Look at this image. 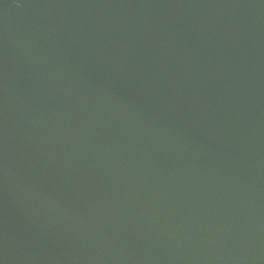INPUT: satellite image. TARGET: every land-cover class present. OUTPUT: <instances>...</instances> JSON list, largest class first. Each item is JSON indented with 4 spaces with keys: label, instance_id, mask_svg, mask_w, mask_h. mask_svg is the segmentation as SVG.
<instances>
[{
    "label": "water",
    "instance_id": "95a60500",
    "mask_svg": "<svg viewBox=\"0 0 264 264\" xmlns=\"http://www.w3.org/2000/svg\"><path fill=\"white\" fill-rule=\"evenodd\" d=\"M0 264H264V0H0Z\"/></svg>",
    "mask_w": 264,
    "mask_h": 264
}]
</instances>
